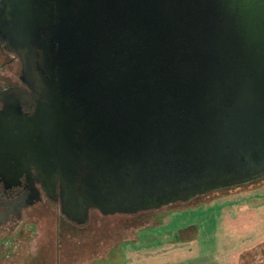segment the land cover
Instances as JSON below:
<instances>
[{"label": "water", "instance_id": "water-1", "mask_svg": "<svg viewBox=\"0 0 264 264\" xmlns=\"http://www.w3.org/2000/svg\"><path fill=\"white\" fill-rule=\"evenodd\" d=\"M57 1V32L35 48L40 1L0 0V40L36 94L30 124L48 147L35 169L54 200L58 181L65 217L82 224L91 208L132 213L264 175V0ZM80 95L88 112L72 110Z\"/></svg>", "mask_w": 264, "mask_h": 264}, {"label": "rangeland", "instance_id": "rangeland-1", "mask_svg": "<svg viewBox=\"0 0 264 264\" xmlns=\"http://www.w3.org/2000/svg\"><path fill=\"white\" fill-rule=\"evenodd\" d=\"M0 53V79L17 64ZM0 264H264V175L77 224L42 198L0 225Z\"/></svg>", "mask_w": 264, "mask_h": 264}, {"label": "flooded vegetation", "instance_id": "flooded-vegetation-1", "mask_svg": "<svg viewBox=\"0 0 264 264\" xmlns=\"http://www.w3.org/2000/svg\"><path fill=\"white\" fill-rule=\"evenodd\" d=\"M38 7L40 18L44 20L39 24L37 38L34 42L35 48H40L47 37L52 36L51 32H57L59 23L57 15L60 4L57 0H39ZM34 7V5H33ZM50 15V16H49ZM52 42V39L51 41ZM0 53L7 56V60H16L17 68L15 82L0 79V225L11 217L20 216L21 210L42 198L57 202L58 204V181L55 182L54 193L57 199L50 198L41 186L40 176L35 169L36 157L39 149L46 146L43 138L44 129L38 131V127L32 128L37 98L36 94L20 78V60L17 55L7 49L5 41L0 40ZM37 68L41 73L49 70L54 73L56 65L53 63L49 68L43 70L38 64ZM85 90V89H84ZM84 90H81L84 93ZM70 92V91H69ZM68 91L60 97L62 106H67L70 97ZM73 111L88 112L93 107V103L88 104V99L82 95L76 97ZM97 109V108H95ZM44 125V122L43 124ZM74 131L71 134L75 140L83 142L86 135L85 120H76ZM82 132V133H81ZM86 142V141H84ZM82 143V150L85 144ZM75 153L80 154L75 145L71 148ZM79 160V158H78ZM85 170L82 166L78 167V173ZM59 205V204H58ZM158 208V207H157ZM95 209V208H94ZM144 210V209H142ZM139 211V210H138ZM137 212V211H135ZM115 213V212H114ZM122 213V212H119ZM134 213V212H132Z\"/></svg>", "mask_w": 264, "mask_h": 264}, {"label": "trees", "instance_id": "trees-1", "mask_svg": "<svg viewBox=\"0 0 264 264\" xmlns=\"http://www.w3.org/2000/svg\"><path fill=\"white\" fill-rule=\"evenodd\" d=\"M176 202V201H175Z\"/></svg>", "mask_w": 264, "mask_h": 264}]
</instances>
